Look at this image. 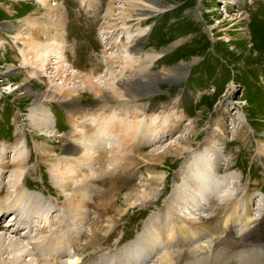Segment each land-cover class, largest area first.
Wrapping results in <instances>:
<instances>
[{
    "label": "rangeland",
    "instance_id": "rangeland-1",
    "mask_svg": "<svg viewBox=\"0 0 264 264\" xmlns=\"http://www.w3.org/2000/svg\"><path fill=\"white\" fill-rule=\"evenodd\" d=\"M51 1L52 5L60 4L62 23L57 21L54 7L47 11L36 0H0V152L5 165L22 155L27 159L20 169L8 166L3 172L0 168L2 186L11 180V197L0 198V205L15 197L18 172L24 194L47 201L44 205L51 210L45 218H34L36 224L46 225L37 233L33 222L27 237L26 226L19 225L16 231L3 226L13 223V218H8L11 211L0 217L1 236L25 246L15 252L4 243L7 251L1 258L10 262L17 254L22 264L52 263L27 245L53 230L52 223L60 213L63 200L52 204L57 199L54 192L44 193L49 184L54 190L52 176L61 186L72 178V186L81 194L79 207L72 213L75 238H65L69 247L73 242L85 244V235L91 231L108 236L105 243L78 252L73 257L76 264L91 255L92 264H155L166 253L183 255L211 239L206 227L218 223L216 211L224 202L233 203L239 214L249 205L251 216L257 217L264 209V162L259 154L264 153V0ZM141 19L145 20L139 22ZM6 28L13 29L4 31ZM57 29L62 38L56 39ZM137 41L140 46L134 51ZM155 55L162 57L151 64ZM145 65L148 73L159 74L160 81L138 89L133 99L122 97L117 91L120 82L130 73L139 75ZM179 67L183 69L180 78ZM87 78L95 90L85 89ZM87 83L89 86V80ZM26 90L33 94L28 99L24 97ZM65 90L78 96L73 99L80 109L88 110L99 102L94 94L102 90L113 94L116 104L108 107L102 123L92 115L79 124L71 123L63 111L61 102L68 98L57 97L54 104L42 100L52 129L42 131L44 137L39 139L40 133L31 130L33 103L39 94L59 96L58 91ZM143 105L148 107L141 112ZM116 121L119 128L109 132L107 123ZM89 126L90 166L84 165L86 157L79 154L73 167L70 161L63 163L68 156L63 153L62 138L71 129L77 131L75 140L82 150L86 140L79 136ZM194 132L197 137L192 138ZM187 140V153L177 156L176 148ZM34 151L43 156H32ZM227 161L232 166L228 169ZM38 164L42 165L39 173L35 168ZM124 165L127 167L122 171ZM190 166L202 169L197 190L185 177ZM28 169H35L28 181L35 185L41 177L45 182L42 188L23 182ZM109 174L116 178L111 185L106 182ZM87 175L92 181L84 180ZM184 190L193 195L192 206L184 203L180 208L176 206L177 192ZM60 191L62 199L72 193ZM83 197L87 208L80 206ZM184 216L191 217L190 229L204 231L192 241H182L176 233L177 219ZM148 237L153 238L156 249L151 257L152 252L144 255L139 244ZM25 249L29 254L23 252ZM72 252L66 248L56 263L70 264Z\"/></svg>",
    "mask_w": 264,
    "mask_h": 264
},
{
    "label": "bare ground",
    "instance_id": "bare-ground-1",
    "mask_svg": "<svg viewBox=\"0 0 264 264\" xmlns=\"http://www.w3.org/2000/svg\"><path fill=\"white\" fill-rule=\"evenodd\" d=\"M36 1L38 3L41 2V3H39L40 6L43 9L45 8L47 11L52 10V8L54 7L55 13L57 15L56 16L57 21L60 23L63 22L62 18L64 17V13H62V9H61L60 4L56 3L55 5H52L51 0H36ZM234 5L237 6V4H234ZM111 12H112V10H111ZM144 20L145 19H141L139 22L144 21ZM218 24H220V22H218ZM221 24H223V22H221ZM57 27L59 29L63 26L61 25V26H57ZM9 29H13V28H6L4 31L9 30ZM27 29H29V28L24 29V31H26ZM58 29H57V33L55 34V36L57 37L56 39L62 38L61 37L62 32ZM38 31H40L39 33H41L42 29H39ZM138 40H139V38H138ZM139 43L140 42L137 41L133 44V50L134 51H138V47L140 46ZM28 45L31 48L32 44L28 43ZM56 46L58 47V44ZM40 54L44 55L45 51L40 52ZM161 57L162 56H160V55H155L151 59V64H153L154 62L157 63ZM68 68H70V67H68ZM149 69H150V67H149ZM146 70H147V65H145L142 68L139 75H136V74L133 75L132 73H130L128 76L124 77L125 79L120 82V84L118 85V88H117V91H120L122 97H123V95H125V96L127 95L128 98L130 97L131 99H133V95L135 94V92L138 89L145 88L150 83H156V82L160 81L159 74H157V75L152 74L150 71L148 73ZM12 71L13 70L10 69V71H8L9 74H10V72L12 73ZM65 71H68V70L64 69V72ZM177 72H179L178 78L183 76V73H182L183 69L181 67L177 68ZM70 73H74V72L70 71ZM174 73L176 74V72H174ZM170 76L171 75H168V77H170ZM134 77H137V78H134ZM153 77H155V78L153 79ZM90 79L91 78H87V80L84 82L85 89L87 90V88H91V89L95 90L96 87H94V85L92 84ZM88 80H89V83L91 86L90 85L88 86V83H87ZM58 93L60 94L59 96H58V94H56V95L50 94L51 96L39 94L37 96L38 99H36L35 102L33 103V109L30 110L29 118L32 119L31 120L32 121L31 130H32L33 134L40 133V135L37 136V137H39V139L44 137L42 131H48V130L52 129L51 124L48 123L47 110L45 109L44 105H42V100L47 101V103L54 104L55 103L54 101L56 100L57 97L60 100H64V99L66 100V98H68V100L61 102L62 107L64 109L63 111L66 113L65 115H67V117L71 120V123L72 122L77 123L79 121V124L84 123V121L86 120L85 118L88 116L92 117V115H95L96 118L98 117L99 120L97 123H102L103 122L102 120L107 119L106 116H103V115L108 110V107L112 106L113 104H116V101L114 100L115 98L113 97L114 96L113 94L105 92L103 90L102 91H96L94 96H96V98L100 101L96 102L95 105L93 103L92 106L90 107V109L85 110V109H83V107H82V109H80L78 107L79 105L75 106L77 101L74 100L73 98L78 97V96L77 95L73 96L72 95L73 91L70 92L69 90H65V91H58ZM30 95L32 96L33 94H31V92L29 90H26L25 96H24L25 99H28L30 97ZM70 99H72V100H70ZM80 102H81V100H80ZM169 106H170V103L167 104L166 106H164V109H167ZM147 107L148 106L143 105V107L140 106L139 109L142 112L143 110H146ZM150 115L152 116V114H150ZM35 117H36V119H33ZM80 121H83V122L80 123ZM120 121H122V119ZM120 124H122V123H120ZM118 125H119V123L117 121L107 123V127L109 129V132H110V130L113 131L114 128L118 129L119 128ZM76 132L77 131H74V130L72 131V129H71L62 138V140L64 141V145H65V147H64L65 152H63V153L65 156H68L70 158L66 157V158H63L61 161L63 163H66V161H70V163H72V167H73L75 162L78 159H80V157L77 156L79 154L83 157H86V158L82 157L87 162V163L85 162L86 164H84V165H87L89 167L90 166L89 165L90 156L88 153L92 151V128H90V126L87 127L86 131L85 132L83 131L82 136H79V139L83 138L84 140H86V142L84 143L85 146L83 145L84 149H82V150H79L80 144L77 142V140H75V137L78 135V134H76ZM51 133H52V131H51ZM17 135H20V132H18ZM50 137H51V135H50ZM195 137H197L196 132H194V134L192 135V138H195ZM70 140H71V142H70ZM87 140H88V142H87ZM73 141H74V143H73ZM26 142L29 143L28 138H26ZM182 142H184V141H182ZM260 144H261V141H260ZM183 145H184L183 147L176 148L175 153L177 156H182V155L185 156V154L187 153V151L189 149L188 147H190V142H188V140H187ZM9 147H11V149L14 148V147L12 148V146H9ZM9 147L7 146V149ZM39 150L41 153H43L41 146H39ZM86 151H88V152L86 153ZM259 154H260L261 159L264 162V153H261V151H260ZM31 155L37 156V158H41L43 156L39 152H35V151L31 152ZM162 155L163 154L160 155L161 159L164 158V157H162ZM3 160H4V158L2 157V154L0 152V168L4 172L8 166L13 167V168H17V169L22 168L23 167V166H21L22 163H24V160H27V159H25V157L23 158V155H22L16 161L10 162L11 165H5V163L2 162ZM197 165L200 166L199 163ZM126 167L127 166L124 165V167L121 170L122 171L126 170ZM225 167H226V169L232 167L229 161H227ZM35 168H37V173H39L41 171L42 165L38 164V166H36ZM77 168L80 169L79 166H77ZM191 169H193L191 166L187 169V171L185 169L184 172L187 174V175H185V177H186L187 181L189 182L190 186L197 190L198 186L201 183V181L198 177V173L202 169L200 167L199 168L195 167L193 169V171ZM28 170H30V171L27 172V174L25 175L26 178H25V180H23V182L26 185L31 183V181H28V177H29V175L34 174L35 169H33V170L28 169ZM71 170H73V169L71 168ZM190 171L193 172V174H188V172H190ZM1 179H2V177L0 175V198L9 199L11 196H10V193L8 191V186L11 184L10 183L11 180L10 181L8 180L7 182L4 183V186H2L3 179L2 180ZM15 179H16L15 181L17 183V185L14 186L16 195L14 198H12L11 202L7 201V203L0 205V206H3V208H0V213H1L0 217H2L5 213H7V211H11L10 212L11 214L8 218H13V220H12L13 223H11V224L6 223L3 226H7V227L9 226L11 231L12 230L16 231L17 228L19 227V225L21 227L26 226L25 228L27 231L25 233H26V237H27V232L29 234L28 229H29L30 225L33 222L34 223L36 222L34 218H37V219L45 218L44 216H46V214L49 213L51 210H50L49 205H47V206L44 205V203H47V201L40 199L38 197L26 196L24 194V192L22 191V187L19 185V174H18V172H15ZM37 180H39V179H37ZM72 180L73 179L71 178V181L69 180L70 182H67L64 186H61V184L58 183L57 178L55 176H52L50 182L53 185L54 190H52V187L49 184L50 186L47 185L44 193H45V195L46 194L52 195V191L54 192L57 199H55V202H51L52 204H56V202L58 200L59 201L63 200V202H62L63 204L61 205V209L59 210L60 215L58 214L57 220L52 223L53 224V230L46 233L44 236H42V235L40 236L37 234V236H40V237L38 239L34 240V242L31 240L32 241L31 244H28V242H27V245L32 246L31 250L35 251L37 249L36 253L39 256H42L43 258L48 257L50 259V261H52L51 264H57L56 262L59 261V259H57V257L61 258L62 255H65V249L66 248H68V250L70 249L71 251L73 249V251H74V253L72 252L73 256L68 257V261L70 262V264H76L78 262V260H77V258L74 259L73 257L78 256V252L84 253L86 251L91 250V248H94V246L99 245V243L102 244L108 240L107 235H103V236L100 235L99 236L97 234L95 235L94 231L93 232L91 231V235H89V236L85 235V241H86L85 244L77 245L75 242H73L71 247H69V242L67 240H65V238L67 236L68 237L73 236L72 239L75 238L74 229H72V227H74V225H75L74 224L75 223L74 218H73L74 215L72 213H75V211L79 207L77 205L79 188H76V187L74 188L72 186V184H71V182H73ZM84 180L86 182L92 181L88 175L84 177ZM115 180H116V178L110 177V174H109L108 178L106 179V182H109V185H111ZM44 183L45 182H43V179L40 177V183L38 182V184L35 183V185H33V182H32L31 185H33L35 187L38 186L39 188H42ZM89 184L90 183H87V185H86L87 188L89 187ZM60 188H61V190H66V189L70 190L72 193L70 194V196L68 198L62 199L63 196L61 195V191L59 192ZM177 195L179 196V198L176 199L177 200L176 206L179 204L180 208H184L183 205H185L186 203H188L189 206H192L191 199L193 198V195L190 192L187 193L184 190V192L183 191L177 192ZM16 197H21V199L16 198ZM18 199L20 200L19 202H17ZM0 203H1V199H0ZM81 203L82 204L80 206L87 208L88 205L86 203V198L82 199ZM225 203L226 202H224L220 206V208L216 211V214L218 213L217 214V216H218L217 220H219L218 223H215V225H211L209 227H206V230L211 233V235H209L211 237V239H209V240L207 239V241L203 240L202 242H200V244H198L197 247H194L197 249L189 250L187 248L188 250L186 252L184 251L183 255L181 254L180 256H175V254L176 255L178 254L177 252L168 253V254L166 253V255L164 257L157 259L155 261V264H264V209L260 210L261 212L259 213V215L257 217H255V216L252 217L250 214L251 208L249 207V205L248 206L246 205L243 208L244 211H242L241 214H239L236 212L237 208L235 205H233V203L232 204H230V203L225 204ZM194 205H196V204H194ZM188 211L191 213H194V211L193 212L191 210H188ZM178 216H176V217H178ZM33 219H34V221H33ZM65 219H68V220H65ZM36 223L33 224L36 232L38 230H41V228L46 225V224H44L42 226V225H39ZM177 225H178L177 226L178 229H176V233L178 232V235L181 237L182 241H186V239H187V241H192L194 235H196L197 233L204 232V231H200L199 228H191L190 229L189 226L192 227L193 225H191V217H188V216H184L181 218L179 217V220L177 219ZM235 225H237V227H235ZM179 226H181V227L179 228ZM39 227H40V229H39ZM3 233H4L3 230L0 229V264H22L21 261L19 260L20 258L17 256V254L13 256V258L10 260V262L3 260L1 258V255L7 251V249L3 247L4 243L7 244V246L9 247V249H11V251H15V252L16 251L21 252L22 249L25 248V246H22V244H20V242L18 240L14 241L12 239H5L4 236H1ZM25 233H24V235H25ZM62 233H64L63 236H62ZM139 244L141 247L140 249H142L144 255L147 254V252L149 251V252H152V254L150 255V257H151L156 251L154 240L151 237L150 238L148 237L146 239L143 238L139 242ZM31 250H30V252H31ZM23 252H25V254H29V250H26V251L23 250ZM8 253H10V252H8ZM132 254L135 255V253L133 251H132ZM143 257H146V256H143ZM84 260L85 261H83V263H81V264H92L94 262L92 255L90 257L88 256V258H86ZM47 261H49V260H47ZM44 264H50V262H46ZM116 264H120V263H116ZM122 264H125V263H122ZM131 264H134V263L131 262Z\"/></svg>",
    "mask_w": 264,
    "mask_h": 264
}]
</instances>
